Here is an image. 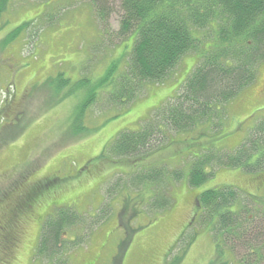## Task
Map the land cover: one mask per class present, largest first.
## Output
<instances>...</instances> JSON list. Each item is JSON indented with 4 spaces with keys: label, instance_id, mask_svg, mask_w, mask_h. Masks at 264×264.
Listing matches in <instances>:
<instances>
[{
    "label": "rangeland",
    "instance_id": "1",
    "mask_svg": "<svg viewBox=\"0 0 264 264\" xmlns=\"http://www.w3.org/2000/svg\"><path fill=\"white\" fill-rule=\"evenodd\" d=\"M118 20L115 12L104 26L90 0L0 1V225L7 236L12 229L21 234L11 264H247V249L231 254L229 241L227 248L224 238L216 240L197 200L211 189L236 188L250 201L241 197L231 210L243 206L239 219L251 221L264 211V169L213 165L197 187L187 175L192 157L242 146L264 120V63L256 81L226 105L218 126L214 119L169 131V141L154 142L144 158L108 156L119 133L140 130L171 103L198 59L186 54L167 79L143 84L129 103L125 95L110 100L132 47L131 39L116 37ZM26 23L32 25L21 30ZM112 66V78L103 82ZM141 168L183 172L171 182L169 209L147 208L162 188L135 183ZM60 208L79 218L65 227L57 252L39 255L42 222Z\"/></svg>",
    "mask_w": 264,
    "mask_h": 264
},
{
    "label": "trees",
    "instance_id": "2",
    "mask_svg": "<svg viewBox=\"0 0 264 264\" xmlns=\"http://www.w3.org/2000/svg\"><path fill=\"white\" fill-rule=\"evenodd\" d=\"M90 3L97 20L106 27L116 12L119 18L116 37L132 41L126 70L107 94L110 100L118 101L125 95L129 103L143 84L167 79L186 54L198 57L171 103L157 109L140 130L119 133L105 149L108 156L144 158L154 142L169 141V131L186 132L197 125L211 124L214 119L218 126L226 114V105L256 81L258 68L264 63V0H90ZM31 25L26 23L21 30ZM114 71L112 66L102 81H110ZM245 142L226 153L204 151L192 157L188 165L189 186L203 183L211 175L213 165L245 172L263 170L264 120L256 123ZM182 177L179 169L169 172L162 168H141L134 179L146 190L162 188L146 203L148 209L157 211L172 206L171 182L178 183ZM241 197L250 201V195L232 187L205 191L197 200L199 217L210 225L216 240L224 238L225 244L231 243L226 244L231 254L237 248L247 249V264H264L263 207L253 220L239 219L244 207L237 212L231 207ZM76 217L79 218L74 211L60 208L54 218L42 222L38 254L57 252L63 244L61 234L75 224Z\"/></svg>",
    "mask_w": 264,
    "mask_h": 264
},
{
    "label": "flooded vegetation",
    "instance_id": "3",
    "mask_svg": "<svg viewBox=\"0 0 264 264\" xmlns=\"http://www.w3.org/2000/svg\"><path fill=\"white\" fill-rule=\"evenodd\" d=\"M2 226L0 225V231L3 233L0 238V256H2L1 264H11L10 260L12 261V256L15 254V250L18 248L16 247L18 244L16 242L18 239L20 240V232L19 229L17 230H10L12 235H5V228L6 225L3 223ZM20 234V235H19ZM14 247V248H13ZM13 248V249H12Z\"/></svg>",
    "mask_w": 264,
    "mask_h": 264
}]
</instances>
